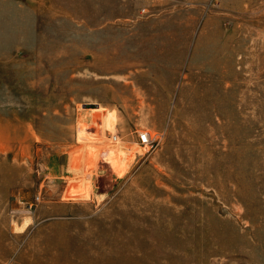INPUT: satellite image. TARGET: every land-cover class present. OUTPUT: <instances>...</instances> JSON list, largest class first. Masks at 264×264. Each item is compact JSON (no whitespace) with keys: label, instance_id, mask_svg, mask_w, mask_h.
Listing matches in <instances>:
<instances>
[{"label":"rangeland","instance_id":"rangeland-1","mask_svg":"<svg viewBox=\"0 0 264 264\" xmlns=\"http://www.w3.org/2000/svg\"><path fill=\"white\" fill-rule=\"evenodd\" d=\"M0 195V264H264V0H0Z\"/></svg>","mask_w":264,"mask_h":264},{"label":"crops","instance_id":"crops-1","mask_svg":"<svg viewBox=\"0 0 264 264\" xmlns=\"http://www.w3.org/2000/svg\"><path fill=\"white\" fill-rule=\"evenodd\" d=\"M13 200L10 197H4L0 195V242L1 237L6 235H11L14 231L15 218H13V213H16L18 208L10 201ZM31 202L27 203V210H30ZM6 251L7 253L12 251V245L6 244L3 245V250H0L1 257L4 255L2 252Z\"/></svg>","mask_w":264,"mask_h":264},{"label":"built area","instance_id":"built-area-1","mask_svg":"<svg viewBox=\"0 0 264 264\" xmlns=\"http://www.w3.org/2000/svg\"><path fill=\"white\" fill-rule=\"evenodd\" d=\"M116 134L112 133L111 139H116ZM137 138L138 143L146 149V151H149L153 148V146L156 145V143L159 140L158 133H152L148 129H140L137 132Z\"/></svg>","mask_w":264,"mask_h":264},{"label":"bare ground","instance_id":"bare-ground-1","mask_svg":"<svg viewBox=\"0 0 264 264\" xmlns=\"http://www.w3.org/2000/svg\"><path fill=\"white\" fill-rule=\"evenodd\" d=\"M99 110V109H98Z\"/></svg>","mask_w":264,"mask_h":264}]
</instances>
